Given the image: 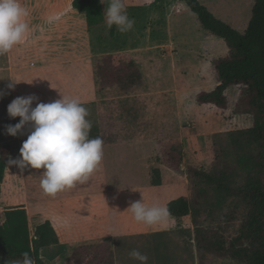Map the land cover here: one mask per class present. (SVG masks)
<instances>
[{"label":"crops","instance_id":"obj_1","mask_svg":"<svg viewBox=\"0 0 264 264\" xmlns=\"http://www.w3.org/2000/svg\"><path fill=\"white\" fill-rule=\"evenodd\" d=\"M72 1L21 0L29 12V33L23 42L0 56V71L6 74V85L10 80L19 82L0 97L3 102L0 145L8 151L1 186L8 185L12 175L9 191L13 192V199L18 192L30 195L37 187L41 190L39 174L43 169L22 171L7 163L9 159L19 158V149L28 131L27 128L24 135L15 137L6 134V126L15 125L20 119L7 114V105L16 97L35 95L37 102L47 103L59 99L62 94L79 99L84 106H92L87 108L91 112L87 117L92 123L90 137L103 139V159L99 169L85 183L54 196L44 193L41 199L30 195L26 201L21 197L16 201L18 205L5 210H27L31 232L43 221L51 222L59 242L41 249L40 257L45 264H85L73 259L72 249L90 243H108L110 264H138L129 257L133 249L146 254L148 264H198L189 216L170 215L141 232L123 236L112 233L110 226L112 193L128 188L141 190L145 192V204L166 206L171 200L189 196L188 166L205 167L212 161V153L204 142L209 134L205 131L215 128L213 123L220 119L212 118L211 114L203 119V111L209 107L200 103L196 96L192 112H187V104L183 107L182 93L175 84L177 62L183 56L181 49L191 43L181 44L174 35L181 34V26L187 24L181 16L188 18L191 11L181 0H140L145 23L143 31L135 32L139 40L133 42L129 30L123 32L125 42L118 43V35L122 32L115 25L111 29L106 25L108 0H96L84 13L78 12ZM123 2L126 8V0ZM127 13L130 16L128 10ZM104 54L129 55L138 65L146 89L118 91L101 98L94 80L93 58ZM185 96L188 95L184 93ZM243 115L235 113L232 117ZM200 117L202 128L196 131L186 126L188 120ZM154 168L160 171L161 182L157 185L151 183ZM0 203L6 204L4 198ZM158 234L166 238H162L163 244L154 256L146 249L149 245L145 241ZM135 235H141L137 242L128 238ZM122 237L133 241L126 243L129 247L118 257L115 241ZM213 259L205 264H214ZM5 261L0 258V264Z\"/></svg>","mask_w":264,"mask_h":264},{"label":"trees","instance_id":"obj_2","mask_svg":"<svg viewBox=\"0 0 264 264\" xmlns=\"http://www.w3.org/2000/svg\"><path fill=\"white\" fill-rule=\"evenodd\" d=\"M181 1L196 15L201 28L221 38L228 49L227 56L215 65L216 88L200 93L197 99L218 106L225 102L227 88L240 85L246 98L241 113L250 115L252 124L214 134L211 165L188 166L189 196L171 200L166 206L171 216L190 217L198 264L225 257L243 258L244 264H264V0H253L243 32L214 16L199 0ZM95 3L72 1L80 13ZM93 69L98 92L112 84L123 92L144 86L132 59L114 64L111 55H98L93 58ZM176 152L180 154L178 148ZM6 156L0 157V193ZM160 182L159 168H154L151 183ZM3 215L6 226H0V258L19 259L21 253L29 252L36 264H45L41 249L59 242L51 222L45 220L31 232L25 209H8ZM236 239L244 244L236 245Z\"/></svg>","mask_w":264,"mask_h":264},{"label":"clouds","instance_id":"obj_3","mask_svg":"<svg viewBox=\"0 0 264 264\" xmlns=\"http://www.w3.org/2000/svg\"><path fill=\"white\" fill-rule=\"evenodd\" d=\"M28 15L21 0H0V56L26 39L30 30ZM105 18L109 29L115 25L122 33L131 30L134 24L123 0H108ZM16 83L19 82L10 80L7 89H14ZM6 94L0 91V97ZM37 101V96L29 95L16 97L7 105L8 116L20 119L15 125L6 126V134L24 135L28 126L19 158L9 159L7 163L22 171L43 169L39 174L40 187L45 194L54 196L89 180L100 167L104 141L100 136L90 137L92 123L87 119L90 113L79 99L60 94L59 99L51 102ZM127 210L136 222L145 225L162 222L170 216L167 206L147 205L143 200L129 202ZM129 257L138 264L149 262V257L138 249L131 250ZM4 264H36V260L29 252H23L21 258L8 259Z\"/></svg>","mask_w":264,"mask_h":264},{"label":"rangeland","instance_id":"obj_4","mask_svg":"<svg viewBox=\"0 0 264 264\" xmlns=\"http://www.w3.org/2000/svg\"><path fill=\"white\" fill-rule=\"evenodd\" d=\"M199 1L200 3L204 4L214 14V16L230 24L235 30L239 32H243L245 30L251 15L253 0H222V1H205V2H203L202 0ZM140 4H141L140 0H126V8L130 13L129 18L134 21L133 27L131 29L133 42L139 40L137 37V33L135 32L138 31L140 33L141 31H143V27L145 23V13L140 8ZM188 15L191 16L188 18H184V16H181L183 22L185 23L187 22V24L181 26L182 27L181 34L174 35V38L176 40L178 39L177 41H179V43L181 44L191 43V46H185L181 49L183 56L177 62V82L175 84H176V88L182 93L183 107L186 104L187 106L190 104V107L188 108L186 106L185 110L187 112L188 110L192 112L194 96H196L197 98L200 93L210 92L216 88L218 84V79H217V71L215 69V65L218 60L224 59L227 56L228 49L225 42L221 38L216 37L211 33H209L208 31L201 28L199 21L194 13L189 12ZM184 26H186V28ZM118 37H119L118 43H121L122 41L125 42V39H123L124 33H120ZM111 56L114 64H118L122 61H127L129 59H132L131 57H129V55H124V54H117L115 56L114 55ZM201 77H203V79H201ZM107 81L108 80L105 79V82ZM139 89L140 88L136 90ZM141 89H146V86L144 85ZM6 90H7L6 74L5 72L0 71V91L5 92ZM118 91L123 92L120 91L117 88V86H114V84H112L110 86L105 87L103 91L98 92V95L101 96V98H103L104 96H107L109 94ZM184 93H186L188 96L184 97ZM245 99H246L245 96L241 92V86L233 85L227 88V90L224 92L225 102L223 104L221 103L218 106H216L213 103H209V102L204 103L209 108H206L207 110L203 111L204 112L203 119L204 117L205 118L209 117L210 114L212 118L215 119L218 117L220 119L213 123V126L215 128L212 127L213 129L212 128L210 129L213 131L210 130L205 131L209 134H207L206 136L207 138L205 139L204 142H206L208 145V152L212 153V160L214 157L213 148H212L214 141L212 140V136L214 134L220 132V130L224 132L231 129L246 128L252 124V117L250 115L242 113L244 114L243 116H239L236 118L232 117L233 114L241 113L243 111L246 104ZM2 107H3V102L2 99L0 98V109ZM85 107L92 108V106H85ZM89 113L90 114L88 117L91 116V112ZM200 116H202V114ZM200 120L201 117L193 121L188 120L185 124L186 126L190 128H194V130L197 131L198 127L199 128L203 127L202 126L203 121L201 122ZM27 128L28 126L25 127V129ZM216 143L220 144L221 142H219L217 139ZM7 154H8L7 147L0 145L1 157L6 156ZM207 159L208 158L206 156V160ZM210 163H212V161ZM8 179L10 180L9 183H12L13 181L12 175H10ZM3 181L1 182V185ZM9 183L6 186L5 184L1 186L2 187L1 190L3 191V193H0V200L4 198V202L6 203L3 206L1 205L2 203H0V222H2L0 223L1 227L6 226L3 215L6 207H10V206L12 207L14 205L15 206L18 205V202L16 201H18L21 197H23V199L26 198L27 201L28 198H30V195L32 196V198H40V199L44 195L43 190L42 189L40 190V188L37 187L36 188L37 191H35V193H31L29 195L25 191H23L22 194L21 192H18L14 196L15 199H13V192L9 191L10 190ZM144 198H145L144 191L141 190L136 191L135 189H130V188L123 189L119 192H115L110 195V202L113 205V208L111 209V225H110L112 233L118 236L129 235V234L141 232V230L153 226V224L145 225L143 223L136 222L133 219L132 214L127 210V207L129 206V202H134L139 200L144 201ZM25 211L27 213V210ZM140 237L141 235L138 236L135 235L128 238L133 239L137 242L140 240L139 239ZM162 238L165 239L166 236H163V234H158L157 236H155V238H151L145 241V243L149 245L146 246L147 247L146 249H148V251H152L154 256L157 254L156 251L157 250L159 251V248L161 247L160 245L163 244ZM133 240H129V239L126 240V238L123 237L116 238L115 247L118 257L119 255L123 256L124 249L129 247V245L126 243L131 242ZM235 244L243 245L244 242H242L239 239H236ZM72 257L76 262H84L85 264H110L111 254L109 251L108 243H90L87 246H75L72 249ZM122 260L124 259L122 258ZM213 260H215L214 264H244L243 258L225 257V258H215Z\"/></svg>","mask_w":264,"mask_h":264}]
</instances>
